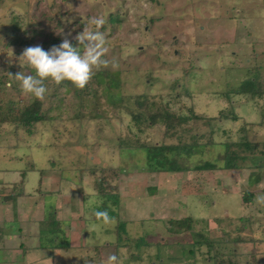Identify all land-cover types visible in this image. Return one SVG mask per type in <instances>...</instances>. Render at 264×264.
Here are the masks:
<instances>
[{
    "label": "rangeland",
    "instance_id": "374dc122",
    "mask_svg": "<svg viewBox=\"0 0 264 264\" xmlns=\"http://www.w3.org/2000/svg\"><path fill=\"white\" fill-rule=\"evenodd\" d=\"M92 17L104 20L99 30L107 41L108 66L94 70L83 89L66 81L57 85L46 80L43 100L22 92L9 73L35 74L19 58L23 50L40 45L48 51L65 37L78 46L74 37L85 26L96 30L88 23ZM261 77L264 0H0V168L17 167L27 176L39 177L57 167L61 180L82 181L75 179L74 184L90 201L101 179L103 191L117 196L116 205L110 206L115 217L113 222H87L89 235L84 241L93 247L111 242L115 249L108 256L116 255L120 264H241L245 258L230 257L241 248L223 243L227 233L233 229L238 233L237 227L245 223L243 201L239 194L218 195L223 189L239 193L246 184L247 173L237 179L236 169L226 175L219 171L227 159L235 162L233 157H240L243 133L240 123L230 118L239 119L245 110L243 105L231 106L226 98L244 80ZM34 102L45 121L28 132L18 119ZM193 113L202 119L179 127L180 132L187 131L185 144H193L190 137L196 138L192 153L168 156L184 170L147 171V148L177 143L167 137L166 115L190 117ZM253 113L257 118L252 121L259 123L261 114L256 109ZM207 117L217 124L209 123ZM247 136L251 141L264 140V133ZM241 153L246 161L258 159L250 151ZM258 160L264 162V158ZM205 163L215 164V170L193 171ZM258 170L264 178V164ZM42 188L43 192L54 189L47 181ZM43 199L54 202L49 195ZM90 201L85 208L91 215L96 210ZM225 210L230 219L224 218ZM183 218L211 219V226L191 221L189 229H178L174 223ZM158 220L166 223L168 236L165 231L164 237L158 233L153 238L156 245L145 247L153 231L162 227ZM122 223L125 228L118 227ZM39 229L47 228L41 223L35 231ZM235 233H231L233 239ZM204 239L211 245L196 249L197 240L203 243ZM189 250L199 256H190ZM98 255L99 251L90 253Z\"/></svg>",
    "mask_w": 264,
    "mask_h": 264
},
{
    "label": "crops",
    "instance_id": "0c3cea01",
    "mask_svg": "<svg viewBox=\"0 0 264 264\" xmlns=\"http://www.w3.org/2000/svg\"><path fill=\"white\" fill-rule=\"evenodd\" d=\"M259 83L261 85V92L257 95L234 94L231 97L227 96L226 98L231 106L235 107V105H243V109L245 110L244 114L239 117V119L236 115H233L234 117H231L230 119L240 123V131L243 133V137L241 138L242 150H239L238 152L240 153V157L235 158V156L233 158L236 160L235 162L237 164L236 171L238 174L236 176L240 177L237 179H241V177L247 173L243 179L246 184L244 188L243 186L239 187L237 190L239 193L228 192L227 189H223V192L218 195H226L227 197L232 198L234 195L239 194V198H241L242 201L244 198L246 199L241 205V209H243L242 213L245 215V223L243 224L242 222L241 226L237 227L238 233H235V229H231L232 231L226 234L227 238L223 243L224 246H227L228 248L231 247V244L238 245L241 248L239 254L234 252L230 253L231 258L247 259H244V262L241 264H264V207H260L255 203L256 195L264 192V178L261 176L262 170H258V168L261 169L264 164V162L261 163L258 160L264 158V140L259 142L251 141L247 136L251 133L252 137H258L264 133V77H261ZM230 98L232 99L230 100ZM254 109L258 110L259 114H261L262 120L259 123H257L258 121H252V119L257 118L254 116ZM230 116H225L224 118ZM207 119L210 118L207 117ZM209 122L215 125L217 124V121L212 119H210ZM220 126L223 127V125ZM223 129L225 130L226 128L223 127ZM253 129L254 131H252ZM245 151H250L251 154L255 153L253 156L258 158L257 161L253 162L242 159L241 152ZM253 160H255L254 157ZM237 161H239V163H237ZM56 164H58L59 168H64L60 163H55V165ZM218 167L219 165H217V168ZM240 167H242V169H240ZM29 170L33 171L32 168ZM219 171H221V173L224 171V175H226V171L228 170L220 168ZM232 171L235 170H231L230 172ZM51 178H56V182L50 181L49 179ZM61 179V173L59 172V169L57 170V167H54L47 172L39 173V177L27 176L26 173L22 172L17 167L0 168V264H81L84 262H88V264H99L103 262V260L106 261V256L109 255L108 253L112 249H115L111 245V242L108 246L103 245L101 247L88 246L85 243L84 239L87 234L89 235L88 227H86L87 222L95 219V222L107 223L111 221L113 222L114 218H110L105 222L103 219H97L95 213L90 215V213L86 212L88 207L85 208L90 200L88 199V195L84 194V190H81L79 185L74 184V180H77V178H70V180L65 181ZM46 181L48 185L50 183L51 186L54 187L53 190L51 189L43 192L42 184L45 185ZM77 181L79 183L82 182L80 179ZM97 182L95 188L98 191L94 193L91 192L90 195L93 198L91 199L90 204H92V208H95V212L107 211L109 216H113L114 214L110 210V206L116 205L117 196L111 192V195H109L110 197L108 198L106 191H103L101 179H98ZM65 188H68V190ZM76 189H79V191ZM148 190L154 192L155 188H148ZM198 193H200V191L196 190L194 194L197 199L199 198L196 197L197 195L199 196ZM44 195H49L54 199V202L51 204V202L44 201ZM185 195H187V192ZM74 199L75 201H73ZM188 203L189 202H186V204ZM190 207L196 209L193 204H191ZM198 207L199 206H197V208ZM190 210L191 209L187 212H190ZM195 212L196 214L202 215L197 209ZM223 212L224 218L230 219L228 216V214H230L229 211L225 210ZM240 217L241 215L239 216V219ZM194 219L183 218V220H181L184 223L183 228H190L189 225L191 224V221L193 225H196L197 223L199 224L200 222H203L204 224L206 222L203 219L200 221ZM210 220L206 222L209 227L211 226ZM63 221H66V223ZM158 221L161 222L162 227L153 231V237L150 241L151 243L148 244L146 240L145 247L147 245L151 247L156 245V238H153L156 237L155 235H158V233L164 237L165 234L163 231H165L166 236H168L166 223L163 220ZM241 221H243L242 217L239 222ZM41 223H44L45 228L47 229H39L35 231ZM151 230L152 228L146 231L150 233ZM204 231L205 233H203V235L207 236V230ZM102 232L106 231L103 230ZM232 232L236 235L234 239L231 235ZM43 233H45V238ZM35 236L38 237V239L40 238V242H38V239L37 241H35L36 239H33ZM176 238L177 240H182V238L177 235ZM141 239L143 242L144 238ZM200 241L201 240H197V243H195L196 249L200 248V251H202L201 249L204 247L211 245L208 244L207 239H204V241H202L203 243ZM180 245H185V243L181 242ZM181 248L183 255L184 248L182 246ZM94 251H99V255L91 257L90 253L93 255ZM188 254L193 257L194 255L199 256L198 253H194L193 250H189ZM207 258H209V256H207ZM180 259H182V256ZM191 262H194V260H191Z\"/></svg>",
    "mask_w": 264,
    "mask_h": 264
},
{
    "label": "clouds",
    "instance_id": "9594fccd",
    "mask_svg": "<svg viewBox=\"0 0 264 264\" xmlns=\"http://www.w3.org/2000/svg\"><path fill=\"white\" fill-rule=\"evenodd\" d=\"M88 23L95 26L96 30H89L85 26L83 31L74 37L78 46H73L65 37L59 45H53L48 51L40 45L29 46L23 50L19 58L34 69L35 74L9 73L19 82L22 92L43 100L48 91L46 80H51L57 85L69 81L76 88L83 89L91 81L94 70L108 66V61L104 59L107 53V41L99 30L104 20L92 17ZM255 203L264 207V192L256 195ZM95 216L105 222L109 220L107 211H97ZM105 264H120V262L116 255H110Z\"/></svg>",
    "mask_w": 264,
    "mask_h": 264
},
{
    "label": "trees",
    "instance_id": "16d2710c",
    "mask_svg": "<svg viewBox=\"0 0 264 264\" xmlns=\"http://www.w3.org/2000/svg\"><path fill=\"white\" fill-rule=\"evenodd\" d=\"M61 42L57 43L56 45H59ZM73 46L76 45L75 42H72ZM70 86H74L71 82L66 81ZM261 92V85L259 83L258 78H249L244 80L240 87L236 90L235 95H257ZM39 104L34 102L31 106L27 107L19 116V123L23 125V127L26 128L28 132L31 131V128L40 122L45 121V118L41 113L39 112ZM192 113V112H191ZM166 131H167V137L170 139H177L176 144L171 145H159L154 146L152 148L146 149V158H147V171L149 172H164V173H179L184 170V168L178 166V164L174 161L168 158L170 154H173L175 152H181V154L184 155H190L192 153V148L194 145H196V138L190 137L192 139L193 144H185L184 142V134L187 131L180 132L179 127L185 124H188L190 121H200L202 118L199 115L191 114L190 117H175V115L167 114L166 117ZM208 120V119H207ZM205 120V122L207 121ZM176 122V123H175ZM209 122V120H208ZM210 123V122H209ZM213 142H209V144H212ZM237 164H235L233 159H227L225 161V165L222 169L224 170H235L237 169ZM215 170V166L210 163H205L199 166H195L193 171H212ZM110 193V192H109ZM106 193L109 198L111 193ZM243 201H246L244 198ZM115 214L113 216H109L110 218H114ZM124 224H119L118 227H123ZM174 225L178 227V229H181L184 227L183 221L175 222ZM186 228V227H185ZM189 229V227H187ZM186 228V229H187Z\"/></svg>",
    "mask_w": 264,
    "mask_h": 264
}]
</instances>
